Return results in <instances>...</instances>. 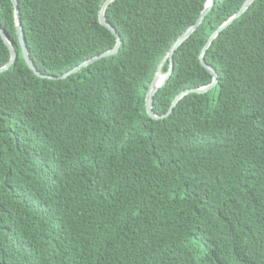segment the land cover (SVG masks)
I'll use <instances>...</instances> for the list:
<instances>
[{
	"label": "trees",
	"instance_id": "1",
	"mask_svg": "<svg viewBox=\"0 0 264 264\" xmlns=\"http://www.w3.org/2000/svg\"><path fill=\"white\" fill-rule=\"evenodd\" d=\"M105 0H18L30 58L61 76L116 45ZM207 0H114L115 54L63 79L26 64L12 0L0 25L18 58L0 72V264H264V0L204 54L218 82L161 119L147 90ZM246 0H214L175 50L153 100L213 81L200 55ZM11 53L0 35V67Z\"/></svg>",
	"mask_w": 264,
	"mask_h": 264
},
{
	"label": "water",
	"instance_id": "2",
	"mask_svg": "<svg viewBox=\"0 0 264 264\" xmlns=\"http://www.w3.org/2000/svg\"><path fill=\"white\" fill-rule=\"evenodd\" d=\"M114 0H105L104 3L101 6V9L99 11V21L102 25H104L107 29H109L117 38L116 41V45L106 51L103 52L100 55L94 56L86 61H84L82 64L76 66L75 68L67 71L66 73H64L61 76H52V75H46L43 74L42 72L38 71V69L36 68V66L34 65V63L32 62L28 49H27V45H26V40H25V36L23 33V28L20 22V17H19V8H18V0H12L13 4H14V12H15V18H16V29H17V33H18V37H19V41H20V46L22 49V53L25 59L26 64L28 65V67L39 77L41 78H47V79H63L68 77L69 75L73 74L74 72L78 71L79 69L83 68L84 66H87L88 64L115 54L120 46V37L119 34L117 33L116 29L110 25L104 18V14L106 11L107 6ZM253 0H246L244 2V4L241 6V8L239 9V11H237L234 15H232L229 19H227L224 23H222L212 34L211 36L208 38L206 44L203 47V50L201 52L200 55V62L202 64V66L208 70L212 76H213V81L212 83H210L207 86H204L202 88H198V89H188L186 91L181 92L179 95H177L175 97V99L172 101L169 110L164 114V115H156L153 112V100H154V96L157 93V91L159 90L160 87H162L166 80L170 77V75L172 74L173 71V55L175 50L177 49V47L186 39L190 36V34H192V32H194L197 27L201 24L202 20L204 19V17L208 14V12L211 10L213 4H214V0H207L205 7L201 13V15L199 16V18L197 19V21L191 25L172 45L171 49L168 51L167 57L170 59V69L168 70V72L166 74H163V78L159 79L158 75L161 72L160 67L158 68V71L156 72L148 90L146 93V97H145V109L146 112L148 114L149 117L153 118V119H161L164 118L165 116H168L173 108L176 106V104L187 94L189 93H205L209 90H211L214 86H216L218 79H217V73L215 72V70H213L204 60V54L207 50V48L211 45V43L213 42V40L218 36V34L224 29L226 28L229 24H231L235 19H237L238 17H240L243 12L247 9V7L250 5V3ZM0 35L2 37V39L4 40L5 44L7 45V47L10 50L11 53V58L8 61L7 64H5L4 66L0 67V72L7 70L11 65H13V63H15V61L18 58V53L15 51L12 43L10 42V40L8 39L6 33L4 32L3 28L0 25Z\"/></svg>",
	"mask_w": 264,
	"mask_h": 264
},
{
	"label": "bare ground",
	"instance_id": "3",
	"mask_svg": "<svg viewBox=\"0 0 264 264\" xmlns=\"http://www.w3.org/2000/svg\"><path fill=\"white\" fill-rule=\"evenodd\" d=\"M158 78H159V79H162V78H163V74H162V72L159 73Z\"/></svg>",
	"mask_w": 264,
	"mask_h": 264
},
{
	"label": "clouds",
	"instance_id": "4",
	"mask_svg": "<svg viewBox=\"0 0 264 264\" xmlns=\"http://www.w3.org/2000/svg\"><path fill=\"white\" fill-rule=\"evenodd\" d=\"M163 74V73H162Z\"/></svg>",
	"mask_w": 264,
	"mask_h": 264
}]
</instances>
